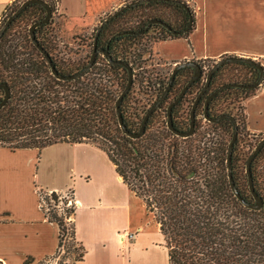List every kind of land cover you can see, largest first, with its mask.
I'll return each instance as SVG.
<instances>
[{"label":"trees","instance_id":"trees-1","mask_svg":"<svg viewBox=\"0 0 264 264\" xmlns=\"http://www.w3.org/2000/svg\"><path fill=\"white\" fill-rule=\"evenodd\" d=\"M134 1L128 0L121 7ZM174 1L182 2L188 10L170 2L154 1L130 7L104 25L95 42L99 54L92 68L82 77L70 81L57 80L44 56L29 40V29L42 21L46 12L38 4L27 6L0 38V85H6L9 90V99L0 108V147L10 151H40L62 143L90 144L105 154L123 184L142 201L147 214L158 225L168 264H264V186L258 183L256 172L258 162H264V146L250 165L253 189L263 205L259 210H251L234 196L228 180L226 161L232 123L226 119L217 123L206 121L205 128L200 131L197 122V117L203 115L208 96L224 85L254 84L259 77L256 67L229 62L214 73L207 91L195 107L194 132L189 138L175 136L167 129L166 122L168 106L193 76L191 68L177 71L166 98L150 115L139 138H129L119 128L115 105L127 86L128 73L122 66L109 64L103 52H107L113 61L126 63L132 70V87L122 99L120 112L127 131L135 134L141 128L146 112L162 95L175 68L158 59L153 51L154 45L184 38L194 27V10L190 4L186 0ZM19 2H13L3 14L0 28L21 5ZM47 2L53 14L54 4ZM153 6L175 10L179 14L176 25L154 15L143 20L136 16L135 26L125 27V23H130L129 16ZM190 17L193 18L191 28L180 36L160 25L147 28L149 21L158 20L174 31H182ZM63 19L65 25L69 23ZM51 23L50 19L34 30L35 40L49 55L58 75L74 76L90 60L95 33L90 57L78 61L58 58L52 53L55 46L46 38ZM150 34V48L138 49L139 42ZM145 55L153 56L164 69L169 67L172 71L167 82L153 92L149 108H132L128 104L135 79L131 64L135 58L138 61ZM198 64L202 77L189 86L171 111L172 126L178 132L189 129L191 105L202 90L206 74L214 62ZM143 79L151 81L150 78ZM259 87L254 90L227 88L208 103L209 117L228 115L237 124V138L231 155L232 179L240 198L248 204H253L254 200L245 167L250 152L264 137L250 135L251 140H245L241 135L242 130L246 131L244 107L241 128L238 115L220 111L219 104L229 96H237L245 103ZM4 96V90L0 89V102ZM240 145L247 147L248 152H242ZM60 195L56 192L44 195L45 216L59 230L55 254L37 263L27 259L25 264H48L63 248L67 255L73 256L72 261L66 260L63 264H76L82 260L84 250L74 238L72 217L75 207L64 208L63 214H59L56 207ZM66 202L62 200L64 205Z\"/></svg>","mask_w":264,"mask_h":264},{"label":"crops","instance_id":"crops-1","mask_svg":"<svg viewBox=\"0 0 264 264\" xmlns=\"http://www.w3.org/2000/svg\"><path fill=\"white\" fill-rule=\"evenodd\" d=\"M16 0H0V21ZM72 31L87 28L128 0H49ZM194 27L184 38L154 45L172 68L181 62L249 58L264 67V0H186ZM247 133L264 137V81L244 103ZM39 191L72 192L76 264H168L158 225L123 184L103 152L90 144H55L40 151L0 147V264L52 257L59 230L47 220ZM132 234L121 242L122 235Z\"/></svg>","mask_w":264,"mask_h":264},{"label":"water","instance_id":"water-1","mask_svg":"<svg viewBox=\"0 0 264 264\" xmlns=\"http://www.w3.org/2000/svg\"><path fill=\"white\" fill-rule=\"evenodd\" d=\"M154 1H165V2H170L179 6H182L185 10H188L187 6H185L182 2L180 1H174V0H136L130 4H127L123 7H121L119 10L115 11L112 15H110L108 18H106L104 21H102L96 32H95V37H94V47H93V52L92 55L90 57L89 62L87 63V65L83 68V70H81L79 73H77L74 76H69V77H62L60 75L57 74V72L54 69V66L51 62V59L49 57V55L45 52V50L43 48H41L39 46V44L37 43V41L35 40V36H34V30L43 25V24H47L49 22V20L52 17V9L51 6L48 4L47 1L45 0H25L24 2L21 3V5L17 8V10L10 16L7 18V20L4 22V24L1 26L0 28V38L3 36V34L5 33V31L7 30V28L10 26V24L24 11V9L32 4H38L41 7L44 8L46 15L45 18L40 21L35 23L30 29H29V33H30V40L33 44V46L40 52L41 55L44 56V58L46 59V61L48 62L50 69H51V73L52 75L60 81H70V80H75L78 79L80 77H82L85 73H87L93 66L95 59L97 57V55L99 54L96 50H95V42L97 40V37L99 35V32L101 30V28L106 25L108 22L112 21L114 18H116L119 14H121L124 10L130 8V7H134L137 6L139 4H146L149 2H154ZM193 23V18L190 17L189 18V22L188 25L185 27V29H183L182 31H174L172 30L167 24L158 21V20H152L148 22V26L150 25H160L163 28H165L166 30H168L170 33H172L175 36H180L183 34H186L189 29L191 28V25ZM146 28V29H147ZM103 56L105 58V60L111 64V65H119L124 67L127 70L128 73V81H127V86L125 87V89L123 90V92L119 95V97L117 98L116 101V114H117V121H118V125L120 130L129 138L132 139H137L139 138L145 129L146 126V122L148 120V118L150 117V115L158 109V107L161 105V103L164 101V99L166 98L171 85L173 83L174 77L177 73V71H179L182 68H191L193 70V76L191 77V79L189 80V82L183 87V89L181 90V92L179 93V95L177 96V98L168 106L167 108V122H166V126L167 129L173 133L175 136L180 137V138H189L190 136H192L193 132H194V123H195V116H194V111H195V107L197 105V103L199 102V100L201 99V97L204 95V93L207 91L209 83L212 79V76L214 75V73H216L218 71V69L220 67H222L224 64L229 63V62H239V63H244L247 65H251L254 66L258 69L259 71V77L257 79V81L254 84L251 85H241V84H229V85H224L222 87H220L218 90H216L215 92H213L210 96H208L205 99L204 102V109H203V119L209 123H217L221 120H229L232 123L233 126V130H232V138L229 142L228 145V151H227V175H228V180H229V184H230V188L232 193L234 194V196L240 201V203L246 207L249 208L251 210H259L263 203L260 197L257 196V194L254 192L253 189V184H252V177L250 174V165L253 161V159L256 157V155L260 152L261 148L264 146V138L261 139L258 144L255 146L254 151L252 152V154L250 155L247 163H246V174H247V179H248V187H249V191L250 194L254 200L253 204H248L245 201H243L240 196L239 193L237 192V189L234 185L233 179H232V169H231V155H232V150H233V144L236 141L237 138V124L235 122V119L231 116L228 115H223L221 117L218 118H212L208 116V103L211 99H213L216 95H218L219 93H221L223 90L227 89V88H240V89H247V90H254L256 88H258L259 86L262 85L263 81H264V68L257 63L256 61H253L249 58H240V57H226L223 59L218 60L209 70V72L206 74V78H205V84L202 88V90L200 91V93L198 94V96L196 97L192 108H191V112H190V124H189V129L186 132H178L176 131L173 126H172V118H171V111L172 108L183 98L185 92L187 91V89L189 88V86L194 83L195 81L199 80L203 73L201 70V67L199 66L198 63L196 62H181L179 63L177 66H175L174 70L171 73L169 82L165 88V90L163 91L162 95L160 96V98L156 101V103L146 112L144 118H143V122H142V126L139 130V132L132 134L129 133L126 129V127L123 124L122 121V117H121V112H120V105L122 102V99L128 94V92L130 91L131 87H132V79H133V74H132V70L130 68V66H128L126 63L123 62H117V61H113L111 59V57L107 54V52H103ZM0 89L4 90V98L3 100L0 102V108H2L8 101L9 99V90L6 87V85H0Z\"/></svg>","mask_w":264,"mask_h":264},{"label":"rangeland","instance_id":"rangeland-1","mask_svg":"<svg viewBox=\"0 0 264 264\" xmlns=\"http://www.w3.org/2000/svg\"><path fill=\"white\" fill-rule=\"evenodd\" d=\"M24 1L25 0H20L19 3H22ZM130 2H127V4ZM111 14H108L106 16H101L100 20H97L96 23H94L93 25L87 28L75 32L74 31L71 32L68 24L65 25L62 16L59 13H57V10L54 9V13L52 14L51 17L52 23L49 29V33L46 35V38L51 40L52 45L55 46L52 53L58 58L70 59L75 61L85 58L86 56L90 57L91 55L90 46L93 40L95 30L98 28L99 24ZM154 15L160 16L166 19L167 21L171 22L172 24L176 25L179 14L173 9H165L164 7L161 6H153L147 10L146 9L140 10V13L138 12L132 14V16H129L127 19L129 20L130 23H125V27L133 28L135 26V21H138L135 20L136 16L137 17L141 16L140 18L141 20H143L146 18V16H154ZM25 28L27 29V27ZM148 40H151V34L148 36V38H145L141 42H139L138 49H142V48L149 49L150 44ZM130 51L133 50L131 49ZM132 62L133 63L131 65H133V70H134L133 72L135 79L128 100V104L129 106H132V108L146 109L149 108V105L153 101V96H154L153 94L158 90L160 84L162 85L165 82H167L168 76L170 75L172 70H169V67L164 69L153 56L151 57L145 55L138 61L135 58V61L132 60ZM228 77H232V75L228 74ZM143 78H150L151 81L147 82ZM219 106H220V111H224L232 115L237 114L241 128H243L244 102L241 101L240 98H237V96L235 97L229 96L225 98V100L220 102ZM197 122L199 123L201 129L200 131H203V129L206 126V121L203 119L202 115L197 117ZM241 135L245 137V140H251L250 134L247 133L245 129L242 130ZM254 148L250 152V154H252ZM240 149H242V152H248L247 147L243 145L242 146L240 145ZM256 172L259 176L258 183L264 186V162L262 160L258 162ZM65 251L66 250L63 248L57 257L51 258L47 263L63 264V262L66 260L72 261L73 256L67 255Z\"/></svg>","mask_w":264,"mask_h":264},{"label":"built area","instance_id":"built-area-1","mask_svg":"<svg viewBox=\"0 0 264 264\" xmlns=\"http://www.w3.org/2000/svg\"><path fill=\"white\" fill-rule=\"evenodd\" d=\"M38 193H39V204H40V208H41V210L43 212H44V210L46 212L47 211V209H46L47 206H46V204L44 202V195L47 196L51 192L39 191ZM58 199H59L58 200V205H57L56 208H57L59 214H63V209L64 208H69L71 206L72 207H75V202L73 200V195H72V192H70V191H67V192H65L63 194L61 193V195H60V197ZM62 200H67V202H66L65 205L62 203ZM132 238H133V235L132 234H126V235H122L120 237V240H121V242H126V241L132 240Z\"/></svg>","mask_w":264,"mask_h":264},{"label":"flooded vegetation","instance_id":"flooded-vegetation-1","mask_svg":"<svg viewBox=\"0 0 264 264\" xmlns=\"http://www.w3.org/2000/svg\"><path fill=\"white\" fill-rule=\"evenodd\" d=\"M188 82H189V81H188ZM188 82H187V83H188ZM187 83H186V84H187ZM186 84H185V85H186Z\"/></svg>","mask_w":264,"mask_h":264}]
</instances>
